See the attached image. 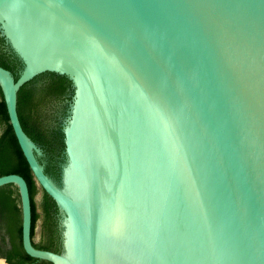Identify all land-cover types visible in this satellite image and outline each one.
Masks as SVG:
<instances>
[{"label": "water", "instance_id": "water-1", "mask_svg": "<svg viewBox=\"0 0 264 264\" xmlns=\"http://www.w3.org/2000/svg\"><path fill=\"white\" fill-rule=\"evenodd\" d=\"M0 264H264V0H0Z\"/></svg>", "mask_w": 264, "mask_h": 264}]
</instances>
